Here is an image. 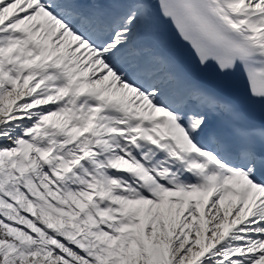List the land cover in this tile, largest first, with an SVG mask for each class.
<instances>
[{"label": "snow or ice", "instance_id": "6c2138e0", "mask_svg": "<svg viewBox=\"0 0 264 264\" xmlns=\"http://www.w3.org/2000/svg\"><path fill=\"white\" fill-rule=\"evenodd\" d=\"M0 264H264V0H0Z\"/></svg>", "mask_w": 264, "mask_h": 264}]
</instances>
